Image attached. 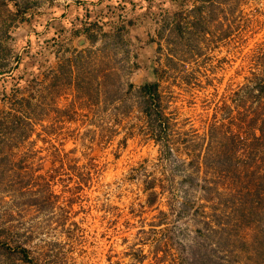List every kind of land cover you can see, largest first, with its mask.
<instances>
[{
  "label": "rangeland",
  "instance_id": "obj_1",
  "mask_svg": "<svg viewBox=\"0 0 264 264\" xmlns=\"http://www.w3.org/2000/svg\"><path fill=\"white\" fill-rule=\"evenodd\" d=\"M80 1L0 0V118L30 89L37 103L19 145L8 144V127L0 126L1 241L51 264H264V139L237 133L242 112L219 109L264 65V0H213L195 26L182 21V38L167 17L181 9L191 19L195 0H94L83 21L102 30L86 24L95 40L86 33L78 44L81 24L48 25ZM99 46L75 78L50 74L60 58ZM154 66L165 69L167 154L147 134L134 88L125 91L152 80ZM73 81L89 83L88 92H74ZM55 147L94 165L89 186L77 195H20L11 167L21 156L33 175L71 184L56 171ZM151 180L156 195L142 191ZM0 264L24 263L9 251L0 252Z\"/></svg>",
  "mask_w": 264,
  "mask_h": 264
},
{
  "label": "trees",
  "instance_id": "obj_2",
  "mask_svg": "<svg viewBox=\"0 0 264 264\" xmlns=\"http://www.w3.org/2000/svg\"><path fill=\"white\" fill-rule=\"evenodd\" d=\"M212 3L213 0H195V3L189 9V12H187L191 16V19H188V16H186V14L181 11V9H177L171 14V17H167V19L172 22L170 24L172 26L171 29L179 38H182V21L186 20L187 18L188 21L186 23L190 24L191 26H195L200 22L202 14L204 13V10H206V7H211ZM23 9L24 8L15 9L14 15L22 14ZM93 26H96L102 30V28L100 26H97L95 23L93 24ZM158 32L159 30L157 31V33ZM103 35H106V33L102 31V36ZM7 37L10 38L9 35ZM87 38L91 43L95 40V36H93L92 34L87 35ZM151 40H153L152 37H150V41ZM100 50V46L93 51L90 49H82L73 53L71 57L60 58L54 66L55 69H50V74H52V71L63 74L66 72L69 77L73 76L75 78V71L77 70V67L79 65L89 64V57L95 55L94 51ZM165 60L172 61V55H166ZM98 62L101 61L98 60ZM255 68V70L249 71V74L246 75L245 81L239 88L241 91H231L227 95L229 96L226 99L229 100L228 103H226V100H222V104L221 106H219V109H221L222 107L223 110H230L231 107H234L237 112H242L243 118L241 120V123L235 129L237 133L242 132L244 135L259 137V139L263 140L264 65ZM91 71L93 72V70H90V72ZM96 71L100 72L99 77L103 80L107 79L110 75V73H108L106 69H100ZM164 72V68L154 66L151 68V73L153 75L152 80L143 81L139 85L128 83L125 91L128 92L132 88H134L133 93L136 98L135 106L137 107L144 120L145 127L148 132L147 134L150 136L152 141L159 146V151L167 154L171 150V143H169L168 139H166L165 133L168 126L167 115L164 109L165 103L163 102L162 93L159 89V80L162 73ZM96 76V73H94L93 77L95 78ZM71 81L72 80H69L68 78V83H70ZM34 82L35 79H33L29 85L31 88H34ZM99 84L104 86L103 92H108L107 86L104 82L97 83V85ZM47 87L48 86H45V88ZM89 87V83L81 85L80 81H75V83L73 81L71 89L74 92L82 90L87 93ZM31 90L32 89L27 92V95L25 97H19L16 101H14L11 108L13 112H3L4 116L3 118H0V126L8 127L7 131L9 132L5 133L6 135H2V138H4V140H6L8 144H15L17 146L24 140H26L28 138V130L32 128L34 120H37L35 118H31L29 113L27 112L28 109H35L37 107V103L33 101V99L35 98L34 93H32ZM14 128L15 131H12ZM205 128L208 138L206 142L210 143V137L212 136L213 129L215 128L214 122L208 121L205 124ZM208 149L209 144L204 147V153H207ZM73 152L74 151L71 149L67 151H61L58 147H55L53 151V157L56 163V171L66 172L67 180L71 183L70 185L63 184L65 181H63L62 179H59L60 183L57 182L53 175L50 177V179L49 177H45V175L41 174L33 175L30 171V163L25 159V156H21L19 159H17L15 165H12L11 167L18 170L19 180L16 190L20 193V195H66L67 192L68 195H77L79 191L89 186L92 178L91 175L93 171H96L97 169L94 168V165H92V163H89L87 165H78V157L72 155ZM207 161L208 160L206 159V155L203 156V166H206L208 164ZM56 178H61V176L59 177L58 175ZM58 183L60 189L55 192L52 189V185ZM142 191H144L147 195H156L157 192L154 189L153 180L145 181L142 186ZM9 251H12L14 254H16L17 258L24 264H51L48 261H40L31 256L29 249L22 246L21 244L14 245V247H9V245L2 242L0 239V252L4 253Z\"/></svg>",
  "mask_w": 264,
  "mask_h": 264
},
{
  "label": "crops",
  "instance_id": "obj_3",
  "mask_svg": "<svg viewBox=\"0 0 264 264\" xmlns=\"http://www.w3.org/2000/svg\"><path fill=\"white\" fill-rule=\"evenodd\" d=\"M95 5L96 3H94V0H83V1L77 2L76 4L75 3L68 4L67 6L63 8L62 14L60 13L59 16L50 18L51 21L49 22L48 27L49 28L53 27L50 29V30H53L55 29V26H59V28H62L63 31H67V29L70 30L74 24L76 23L81 24L82 26L81 29L73 32L74 42L77 43L79 40L82 39V36L84 34L86 33L87 35L91 34L89 33L91 29L88 27L90 25L86 26V24L93 25L94 21H87V23L85 24V21L83 20H88L87 13H90V8ZM83 41H84V38H83Z\"/></svg>",
  "mask_w": 264,
  "mask_h": 264
},
{
  "label": "water",
  "instance_id": "obj_4",
  "mask_svg": "<svg viewBox=\"0 0 264 264\" xmlns=\"http://www.w3.org/2000/svg\"><path fill=\"white\" fill-rule=\"evenodd\" d=\"M82 43H83V40L82 39L78 41V44H82Z\"/></svg>",
  "mask_w": 264,
  "mask_h": 264
}]
</instances>
